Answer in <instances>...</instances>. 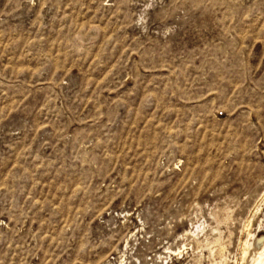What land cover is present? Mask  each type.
<instances>
[{
	"label": "rangeland",
	"instance_id": "374dc122",
	"mask_svg": "<svg viewBox=\"0 0 264 264\" xmlns=\"http://www.w3.org/2000/svg\"><path fill=\"white\" fill-rule=\"evenodd\" d=\"M263 236L264 0H0V264H246Z\"/></svg>",
	"mask_w": 264,
	"mask_h": 264
},
{
	"label": "bare ground",
	"instance_id": "6f19581e",
	"mask_svg": "<svg viewBox=\"0 0 264 264\" xmlns=\"http://www.w3.org/2000/svg\"><path fill=\"white\" fill-rule=\"evenodd\" d=\"M261 230V229H260ZM258 231V230H257ZM254 232V231H253ZM256 234V232H255ZM259 235V234H258ZM257 235V237H258ZM252 237V236H251ZM256 245L259 246V250H258V253L257 255L256 254H252L253 255H256L255 257H252L250 255H248V258L247 259V263L246 264H264V236L263 237H260V238H256ZM255 245V247H256ZM253 248V247H252ZM253 251V249H251ZM256 250V248H255ZM171 251V250H170ZM254 252V251H253ZM181 253V252H180ZM246 253V252H245ZM252 253V252H251ZM250 253V254H251ZM247 254V253H246ZM179 255V254H178Z\"/></svg>",
	"mask_w": 264,
	"mask_h": 264
}]
</instances>
